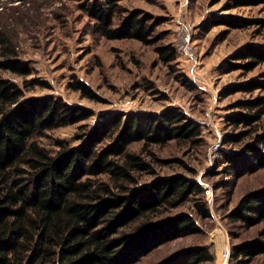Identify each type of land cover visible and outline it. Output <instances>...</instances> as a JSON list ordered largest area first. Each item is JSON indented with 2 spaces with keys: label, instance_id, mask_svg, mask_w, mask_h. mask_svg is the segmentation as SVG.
Instances as JSON below:
<instances>
[{
  "label": "trees",
  "instance_id": "16d2710c",
  "mask_svg": "<svg viewBox=\"0 0 264 264\" xmlns=\"http://www.w3.org/2000/svg\"><path fill=\"white\" fill-rule=\"evenodd\" d=\"M121 1L90 0L83 9L105 39L154 43L157 23L152 16L133 9L117 17L123 12ZM155 50L164 62L177 56L171 44L158 45ZM9 56L6 53L0 62L1 69L22 77L32 73ZM234 58L252 70L264 63V48L248 45ZM72 87L83 97L95 98L83 81ZM228 92L251 96L235 102L240 110L227 118L231 124L251 127L260 122L264 73L259 79L232 85ZM92 114L61 97L28 96L25 86L0 73V264H136L160 244L197 229L189 213L158 219L164 211L193 197L197 213L208 215L200 182L176 174L141 183L140 175L153 169L141 154L130 150L135 143H142L143 148L171 141L200 144L198 124L175 108L159 113H115L85 127L77 145L55 139V149L50 150L37 140ZM238 138L228 136L224 143ZM220 165L226 176L234 178L230 189L242 175L264 168V134H257L239 151H222ZM227 216L243 226L264 221V187L242 195ZM260 254L264 255V240L257 239L233 245L230 258L235 264H249ZM182 255V260L172 264H214L205 247H189ZM167 260L166 264L171 263Z\"/></svg>",
  "mask_w": 264,
  "mask_h": 264
},
{
  "label": "rangeland",
  "instance_id": "374dc122",
  "mask_svg": "<svg viewBox=\"0 0 264 264\" xmlns=\"http://www.w3.org/2000/svg\"><path fill=\"white\" fill-rule=\"evenodd\" d=\"M89 1L0 0V62L6 53H11L9 57L17 58L32 71L27 77L1 68L0 73L25 86L28 96L61 97L66 103L93 113L79 124L48 131L37 140L50 150L55 149V139L77 145L85 127L92 126L100 117L178 109L199 125L200 144L171 141L143 148L142 143H135L130 150L141 154L152 166L153 172L140 175L141 183L184 174L205 185L201 198L208 215L197 213L193 197L164 211L158 219L189 213L197 229L160 244L136 264H166L167 259L172 264L175 259H183L184 249L193 246L207 248L214 264H222L225 247L231 252L235 244L264 240V221L243 226L227 216L242 195L264 187V168L242 175L230 189L234 178L226 176L220 165L222 151H239L253 142L257 134H264V117L251 127L227 120L240 110L235 102L251 97L245 92L229 93L228 88L259 79L264 73V63L247 70L242 60L234 58L236 52L248 45L264 48V2L123 0V12L117 17H123L127 10L141 9L157 23L155 42L144 45L133 39L102 37L83 9ZM179 21L191 30L197 64L178 51L175 60L164 62L155 50L158 45L174 46ZM77 81L86 83L95 98L83 97L74 90L72 84ZM217 129L223 139L239 138L224 143V149L209 155ZM229 264H235V260L230 258ZM249 264H264V255L255 256Z\"/></svg>",
  "mask_w": 264,
  "mask_h": 264
},
{
  "label": "built area",
  "instance_id": "2783aa9c",
  "mask_svg": "<svg viewBox=\"0 0 264 264\" xmlns=\"http://www.w3.org/2000/svg\"><path fill=\"white\" fill-rule=\"evenodd\" d=\"M175 35L176 37H175L174 47L176 51L184 55L186 59H188L190 62L197 64L198 57L194 48L193 40L191 38V30L184 21L177 22ZM223 146H224V139L222 137L221 131L217 129L215 134V141L212 143V145H210L208 151L209 155H212L213 153L224 149ZM204 187L205 185H203V189ZM221 255H222V264H229L230 249L228 247H225Z\"/></svg>",
  "mask_w": 264,
  "mask_h": 264
},
{
  "label": "bare ground",
  "instance_id": "6f19581e",
  "mask_svg": "<svg viewBox=\"0 0 264 264\" xmlns=\"http://www.w3.org/2000/svg\"><path fill=\"white\" fill-rule=\"evenodd\" d=\"M222 247V246H221ZM219 251H221V250H219ZM223 253V252H222Z\"/></svg>",
  "mask_w": 264,
  "mask_h": 264
}]
</instances>
